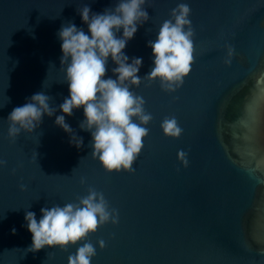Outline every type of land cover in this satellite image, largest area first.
I'll return each mask as SVG.
<instances>
[{
    "label": "water",
    "instance_id": "95a60500",
    "mask_svg": "<svg viewBox=\"0 0 264 264\" xmlns=\"http://www.w3.org/2000/svg\"><path fill=\"white\" fill-rule=\"evenodd\" d=\"M180 0H148L149 20L124 51L143 57L138 75L152 66L149 39ZM191 8L194 52L190 73L173 93L158 81L133 91L152 114L148 135L131 173H106L90 156V133L79 127L82 109L66 116L83 138L44 116L33 133L10 140L6 118L33 93L44 91L58 106L68 95L56 33L74 22L82 3L102 12L115 0H0V264H67L75 247L28 252L31 236L21 227L25 209L37 219L46 204L75 202L89 187L118 210L89 239L91 264H264V0H186ZM234 46L225 65V45ZM108 62L106 76L112 75ZM175 116L178 138L166 137L161 121ZM187 153V166L178 151ZM84 178V183H81ZM25 187L21 189L20 185ZM30 206V208H29ZM16 228L15 234L10 232Z\"/></svg>",
    "mask_w": 264,
    "mask_h": 264
},
{
    "label": "clouds",
    "instance_id": "9594fccd",
    "mask_svg": "<svg viewBox=\"0 0 264 264\" xmlns=\"http://www.w3.org/2000/svg\"><path fill=\"white\" fill-rule=\"evenodd\" d=\"M146 3L148 0H115L114 6L99 13L82 3L77 13L87 31L67 21L56 33L63 69L61 82L67 84L68 95L58 106L52 105V98L44 91L26 98L6 118L9 139L14 141L22 132L33 133L44 116L51 117L59 109L54 124L70 134V144L79 148L83 138L73 132L65 117L82 109L79 127L90 133V156L108 174L131 173L152 119L145 109L144 97L133 91V87L147 79L158 81L165 92H175L190 73L194 52L191 8L186 0H180L171 9L169 18L160 24L155 38L146 42V47L151 48L152 66L145 75H138L143 57L130 58L124 49L137 29L149 20ZM225 48L224 63L230 65L235 49L231 44ZM109 61L113 64L112 75L106 76ZM260 81H264V72L258 77ZM160 127L164 136L173 139L183 131L175 116L165 117ZM178 158L187 166L184 150L178 151ZM5 163L0 160V166ZM20 187L23 189L25 185ZM39 211L37 219L34 211L25 209L21 227L31 236L26 250L75 247V252L67 257V264H91L97 249H104L105 240L98 239L94 245L89 236L99 227L115 226L119 221L118 210L110 207L104 193L93 187L75 202L46 204ZM10 232L15 234L16 228L13 226Z\"/></svg>",
    "mask_w": 264,
    "mask_h": 264
},
{
    "label": "snow or ice",
    "instance_id": "6c2138e0",
    "mask_svg": "<svg viewBox=\"0 0 264 264\" xmlns=\"http://www.w3.org/2000/svg\"><path fill=\"white\" fill-rule=\"evenodd\" d=\"M194 44V43H193ZM193 59H194V56H193Z\"/></svg>",
    "mask_w": 264,
    "mask_h": 264
}]
</instances>
